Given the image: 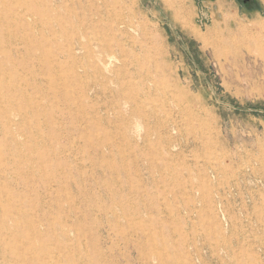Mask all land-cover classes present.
<instances>
[{"label": "rangeland", "instance_id": "374dc122", "mask_svg": "<svg viewBox=\"0 0 264 264\" xmlns=\"http://www.w3.org/2000/svg\"><path fill=\"white\" fill-rule=\"evenodd\" d=\"M258 2L0 0V264H264Z\"/></svg>", "mask_w": 264, "mask_h": 264}, {"label": "bare ground", "instance_id": "6f19581e", "mask_svg": "<svg viewBox=\"0 0 264 264\" xmlns=\"http://www.w3.org/2000/svg\"><path fill=\"white\" fill-rule=\"evenodd\" d=\"M199 38H202L200 36H198ZM90 47V44L88 45H84V44H78V49L79 50H84L86 51L88 54H87V58L89 59L90 63H91V67H93L95 70L98 68V69H102V70H105V71H108V64L104 59L103 57L106 56L107 54L106 53H110L113 51L112 47L111 46H100L99 44L96 45V48H97V53L95 52H90L88 49ZM102 47V48H101ZM88 50V51H87ZM103 57H102V55ZM110 57V56H109ZM100 69V70H101ZM136 125V124H135ZM157 161V160H156Z\"/></svg>", "mask_w": 264, "mask_h": 264}, {"label": "flooded vegetation", "instance_id": "af4514ba", "mask_svg": "<svg viewBox=\"0 0 264 264\" xmlns=\"http://www.w3.org/2000/svg\"><path fill=\"white\" fill-rule=\"evenodd\" d=\"M238 5L244 8L246 11H257L259 8L258 0H235Z\"/></svg>", "mask_w": 264, "mask_h": 264}]
</instances>
